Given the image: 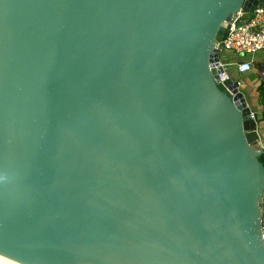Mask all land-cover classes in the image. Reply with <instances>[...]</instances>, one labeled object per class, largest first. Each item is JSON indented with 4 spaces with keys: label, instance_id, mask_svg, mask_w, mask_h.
I'll return each mask as SVG.
<instances>
[{
    "label": "water",
    "instance_id": "obj_1",
    "mask_svg": "<svg viewBox=\"0 0 264 264\" xmlns=\"http://www.w3.org/2000/svg\"><path fill=\"white\" fill-rule=\"evenodd\" d=\"M258 4L0 0V262L264 264L258 118L209 67Z\"/></svg>",
    "mask_w": 264,
    "mask_h": 264
},
{
    "label": "built area",
    "instance_id": "obj_2",
    "mask_svg": "<svg viewBox=\"0 0 264 264\" xmlns=\"http://www.w3.org/2000/svg\"><path fill=\"white\" fill-rule=\"evenodd\" d=\"M224 24L228 27L227 36L222 41L214 42L211 54L215 58H212L209 67L216 69L219 84L232 80L237 82L240 88L243 80L241 77L250 75L254 70L252 56L264 51V7L258 4L251 13H244L239 9L235 16ZM227 52L233 53L230 62L222 60V55ZM227 67H231L233 73L230 74ZM233 76L237 77L235 81L232 79ZM254 114L251 111V118ZM260 210L264 211V202L261 203ZM261 234L264 238L263 220H261Z\"/></svg>",
    "mask_w": 264,
    "mask_h": 264
},
{
    "label": "rangeland",
    "instance_id": "obj_3",
    "mask_svg": "<svg viewBox=\"0 0 264 264\" xmlns=\"http://www.w3.org/2000/svg\"><path fill=\"white\" fill-rule=\"evenodd\" d=\"M253 58H258L259 59V55L255 54L252 56ZM233 58V53H225L222 55V60H225V62H230ZM227 71L231 74L233 73V69L231 67H227ZM237 77L233 76L232 79L235 81ZM251 78V79H250ZM243 79V77H241V80ZM255 79L258 81H264V64H259V63H254V71L251 74L250 77H248V80H242L243 82V87H240L239 90L241 93L244 94L245 96V100L246 103L248 105V107L252 110H254L256 108L255 106V101H256V96L253 93V87H255L256 85L254 84H250L251 80ZM264 202V192H263V198L260 200V205L261 203Z\"/></svg>",
    "mask_w": 264,
    "mask_h": 264
},
{
    "label": "crops",
    "instance_id": "obj_4",
    "mask_svg": "<svg viewBox=\"0 0 264 264\" xmlns=\"http://www.w3.org/2000/svg\"><path fill=\"white\" fill-rule=\"evenodd\" d=\"M257 55H259V59L258 58H254V61H253V66H254V63H259V64H264V51L263 52H260V53H257ZM254 71V70H253ZM252 71V73H253ZM251 73V74H252ZM248 75V76H244L243 77V80H248V77L251 76ZM251 79V78H250ZM260 81L258 80H255V79H252L250 84H254L256 85L255 87H253V93L255 94L256 96V101H255V106L256 108L254 110L250 109L253 113L256 114L257 118H258V127H257V131H258V134H259V137H260V142L262 144V147H263V150H264V120L260 121V115H261V112H262V108L258 106V99H257V93H256V89L259 85ZM241 84L243 87V82L241 81Z\"/></svg>",
    "mask_w": 264,
    "mask_h": 264
},
{
    "label": "trees",
    "instance_id": "obj_5",
    "mask_svg": "<svg viewBox=\"0 0 264 264\" xmlns=\"http://www.w3.org/2000/svg\"><path fill=\"white\" fill-rule=\"evenodd\" d=\"M218 89L222 92H225L224 88L221 85L217 86ZM257 99H258V106L262 108V112L260 115V121L264 120V81H260L257 89ZM258 161L264 167V152L258 156Z\"/></svg>",
    "mask_w": 264,
    "mask_h": 264
},
{
    "label": "bare ground",
    "instance_id": "obj_6",
    "mask_svg": "<svg viewBox=\"0 0 264 264\" xmlns=\"http://www.w3.org/2000/svg\"><path fill=\"white\" fill-rule=\"evenodd\" d=\"M0 264H4V263L0 262Z\"/></svg>",
    "mask_w": 264,
    "mask_h": 264
}]
</instances>
